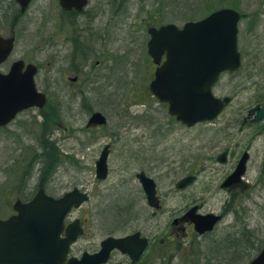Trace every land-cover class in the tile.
<instances>
[{"label":"rangeland","instance_id":"obj_1","mask_svg":"<svg viewBox=\"0 0 264 264\" xmlns=\"http://www.w3.org/2000/svg\"><path fill=\"white\" fill-rule=\"evenodd\" d=\"M133 2L129 20L135 19L130 32L134 50L96 67L93 74L98 90L85 98L65 88L60 76L55 78L57 89H48L52 73L45 67L47 14L30 10L22 17L9 60L24 58L42 64L36 84L50 101L41 109L23 110L0 129V218L12 212L17 197H29L38 183L54 196L78 187L88 192L89 199L67 218H86L87 231L97 237L139 230L153 241L144 255L149 264H246L264 242V127L248 123L239 130L248 109L264 103V0ZM222 6L242 13L238 24L241 68L222 73L213 88L215 95H230L232 101L214 121L186 127L148 89L153 66L146 54V26L182 25ZM95 110L107 119L99 133L84 130ZM106 143L111 144L108 175L99 180L95 161ZM226 148L227 161L217 163L216 155ZM184 150L188 153H182ZM245 150L249 158L243 181L248 186L226 191L219 185ZM185 157L190 160L188 165ZM190 163L197 164L196 179L175 190L174 182L187 173ZM139 170L155 180L165 201V211L156 217L150 216L152 209L135 178ZM188 201L202 212L222 211L225 217L207 236L160 244L158 240L168 228L170 218L166 217ZM233 206L240 212V220L233 219Z\"/></svg>","mask_w":264,"mask_h":264},{"label":"water","instance_id":"obj_2","mask_svg":"<svg viewBox=\"0 0 264 264\" xmlns=\"http://www.w3.org/2000/svg\"><path fill=\"white\" fill-rule=\"evenodd\" d=\"M25 7L29 0H19ZM85 0H76L81 5ZM240 15L232 8L216 10L203 19L187 21L182 28L173 23L149 29L148 52L154 63L159 64L165 53V60L156 68L155 77L150 82V90L160 101L168 102L169 113L187 125L216 117L230 98L215 97L212 84L223 70L235 71L240 67V53L237 50V23ZM12 38L0 37V62L12 49ZM23 62L15 61L8 73L0 72V127L7 124L16 113L30 106L42 107L46 96L39 92L34 83L36 66L28 64L22 71ZM254 114L253 121L264 116V106L258 105L248 111ZM246 119L243 120L245 122ZM90 122L104 123L100 112L90 117ZM107 147L97 161L98 177L106 175ZM248 154L243 153L234 172L223 182V186L236 182L245 171ZM225 160V152L218 156ZM148 203L158 206L154 181L139 173ZM190 176L177 182L182 185ZM87 199L77 188L64 193L59 198L47 195L40 188L27 202L16 200L13 207L17 214L0 220V264H52L64 259L69 244L81 231L78 220L66 228L67 236L60 238L64 217L73 207ZM219 219L211 214L193 218L199 232L209 230ZM146 244L139 233L114 238L102 242L101 250L80 260L70 259L67 264H102L109 251L117 247L136 258ZM56 264V263H55ZM248 264H264V246Z\"/></svg>","mask_w":264,"mask_h":264},{"label":"flooded vegetation","instance_id":"obj_3","mask_svg":"<svg viewBox=\"0 0 264 264\" xmlns=\"http://www.w3.org/2000/svg\"><path fill=\"white\" fill-rule=\"evenodd\" d=\"M63 1L31 0L28 7L22 11L17 0H0V36L13 34L16 42L17 29L20 27L22 17L30 13V10L33 12H46L48 24L47 46L49 55L46 59L45 67L47 68V72L52 73L48 89H57L55 78L56 76H60L65 83V88L75 91L77 95H81L85 98L87 93L98 90V83L95 80V74H93V70L96 67H103L108 61L113 63L117 60L118 55L123 57L127 51L134 50L135 39L130 35V32L134 30L133 22L135 19L131 18L129 20V17H132V13L129 10L134 5V2L133 0H86L84 5L78 7L75 5L76 0ZM128 20L130 21L129 23ZM121 21L123 23H120ZM124 24L127 25L125 26ZM151 25L156 24H148L146 26V32ZM123 30H127V35L123 34ZM148 39L149 35L145 40L147 57H149L147 51ZM163 58L164 56L162 59ZM150 59L149 57V60ZM13 60H11L10 63L7 60L1 63L0 71H7ZM24 61L25 63L34 62L37 64L38 68L42 66V64L40 65L34 60L24 59ZM104 126L105 125H88L86 122L84 130L94 129L98 130L97 133H99ZM226 150L229 151L228 149ZM189 161V158H186L185 165H188ZM196 165L195 163H190V168L187 169L185 175L196 174L198 171ZM243 186V182H240L231 184L229 188L226 189L228 191L234 188L243 189ZM158 196L161 207L157 210L149 207L152 209L151 217H156L165 211V201L159 192ZM225 203H227V200ZM230 211H233L234 220H236V218H241L237 216L236 207L233 206L230 208ZM196 212L206 213L202 212L197 204H192L188 201L177 211L168 215L166 217L170 218L168 228L165 232V236L160 237L158 242L163 244L165 241L171 243L181 240L182 243H187L190 242L192 236L201 237L211 234L220 221L214 226L213 231L199 235L191 222L192 215ZM220 215L221 218H223V216L225 217L222 211H220ZM74 219L79 220L82 231L70 244L68 253L60 264H66L71 257L79 259L84 253L88 255L96 253L100 250L104 238L108 237V235L120 237L131 233L122 235L108 234L104 237H97L92 234V231H87L86 218H65V225ZM141 235L144 236V234ZM66 236V230L64 229L61 231L60 237ZM147 238L148 245L139 257L133 259L128 253L114 248L110 251L108 259L103 264H149V261L144 260V255L146 250L150 246L152 247L153 241H151L148 236ZM217 257H215V260H217ZM54 263H56V261H54ZM224 264L226 263L224 262Z\"/></svg>","mask_w":264,"mask_h":264},{"label":"trees","instance_id":"obj_4","mask_svg":"<svg viewBox=\"0 0 264 264\" xmlns=\"http://www.w3.org/2000/svg\"><path fill=\"white\" fill-rule=\"evenodd\" d=\"M245 52H246V50H245ZM42 123H45V122H42ZM41 127H44V125H42Z\"/></svg>","mask_w":264,"mask_h":264}]
</instances>
